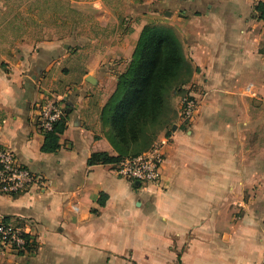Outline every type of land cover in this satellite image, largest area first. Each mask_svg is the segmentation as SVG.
<instances>
[{
	"label": "crops",
	"instance_id": "1",
	"mask_svg": "<svg viewBox=\"0 0 264 264\" xmlns=\"http://www.w3.org/2000/svg\"><path fill=\"white\" fill-rule=\"evenodd\" d=\"M22 1L73 14L49 34L0 0V145L44 181L0 193V219L34 242L0 264L264 263V0ZM146 25L177 35L199 105L180 126L177 96L155 137L171 133L160 180L138 185L91 157L118 156L101 111ZM50 93L66 125L45 152L35 118Z\"/></svg>",
	"mask_w": 264,
	"mask_h": 264
},
{
	"label": "trees",
	"instance_id": "2",
	"mask_svg": "<svg viewBox=\"0 0 264 264\" xmlns=\"http://www.w3.org/2000/svg\"><path fill=\"white\" fill-rule=\"evenodd\" d=\"M263 6L259 2L256 9ZM192 72L191 63L171 28L144 26L128 66L118 75L116 88L101 111V119L108 125L107 136L118 156L93 154L91 161L116 162L146 150L169 122L168 95L183 93ZM65 125L66 114L44 133L42 151L57 150L59 134Z\"/></svg>",
	"mask_w": 264,
	"mask_h": 264
},
{
	"label": "built area",
	"instance_id": "3",
	"mask_svg": "<svg viewBox=\"0 0 264 264\" xmlns=\"http://www.w3.org/2000/svg\"><path fill=\"white\" fill-rule=\"evenodd\" d=\"M198 105V98L190 91L181 97L177 117L180 126H187L191 123ZM65 114L60 98L50 93L38 105L35 118L36 126L44 134L51 130L53 124L63 118ZM170 139L171 133L166 132L157 137L146 150L139 154L122 157L115 163L116 175L138 185L159 182L164 149ZM34 185L42 187L44 185L43 177L19 164L13 152L0 145V193L17 195L27 192ZM33 249L34 242L29 237L27 225L0 219V256L6 252L26 253Z\"/></svg>",
	"mask_w": 264,
	"mask_h": 264
},
{
	"label": "rangeland",
	"instance_id": "4",
	"mask_svg": "<svg viewBox=\"0 0 264 264\" xmlns=\"http://www.w3.org/2000/svg\"><path fill=\"white\" fill-rule=\"evenodd\" d=\"M22 0H5V3L7 4V10H9V7H13L14 3H17L18 6V12H20V14H27V16L29 17V14H34V21L32 23V25L37 28V29H42L46 28L49 29V34H51L53 32V30H55L57 28L58 22L55 19L56 16H58V14L62 15L65 14V16L67 17L66 20V26L65 30L68 31L69 30V25H71V20H70V16H72L73 12L69 9V6L65 4L64 6H60V9H57V5H51V6H46V5H36L34 6V8H29L27 10L28 6H24L23 4H21L20 6V2ZM67 1V0H66ZM24 2V1H22ZM13 3V4H12ZM12 4V5H11ZM59 26L61 27V29L63 28V24L60 22ZM184 93V92H183ZM183 93H181L180 91L177 92H172L171 94L168 95L167 97V104H168V108H169V113L166 117L167 120H170L173 116V112H174V105L176 102V98L178 95H182ZM185 94V93H184ZM183 94V95H184ZM182 95V96H183Z\"/></svg>",
	"mask_w": 264,
	"mask_h": 264
}]
</instances>
